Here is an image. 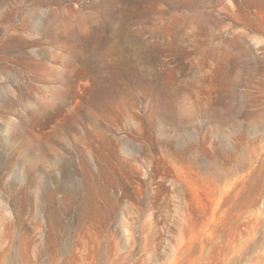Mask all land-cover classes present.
I'll return each instance as SVG.
<instances>
[{
    "label": "rangeland",
    "instance_id": "1",
    "mask_svg": "<svg viewBox=\"0 0 264 264\" xmlns=\"http://www.w3.org/2000/svg\"><path fill=\"white\" fill-rule=\"evenodd\" d=\"M0 264H264V0H0Z\"/></svg>",
    "mask_w": 264,
    "mask_h": 264
}]
</instances>
